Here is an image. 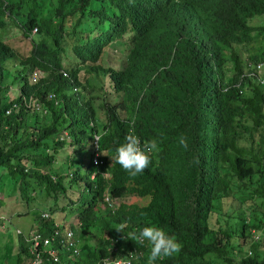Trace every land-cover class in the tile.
Listing matches in <instances>:
<instances>
[{
	"label": "trees",
	"instance_id": "16d2710c",
	"mask_svg": "<svg viewBox=\"0 0 264 264\" xmlns=\"http://www.w3.org/2000/svg\"><path fill=\"white\" fill-rule=\"evenodd\" d=\"M43 1L0 0V208L27 201V177L43 184L51 202L28 232L68 225L56 214L69 210L82 234L79 255L60 250L56 264L129 253L147 264V242L123 235L151 226L183 245L156 264H264V84L248 64L264 58V25H252L264 0H50L42 12ZM115 44L128 48L121 64L101 66ZM34 72L43 74L31 81ZM100 75L108 89L97 95L89 77ZM129 132L160 147L135 178L111 164ZM15 243L16 263L28 264L20 234Z\"/></svg>",
	"mask_w": 264,
	"mask_h": 264
},
{
	"label": "rangeland",
	"instance_id": "374dc122",
	"mask_svg": "<svg viewBox=\"0 0 264 264\" xmlns=\"http://www.w3.org/2000/svg\"><path fill=\"white\" fill-rule=\"evenodd\" d=\"M50 0H44L41 4V11L45 12L46 10L50 9V4H48ZM252 24V23H251ZM252 25H264V16L258 17L255 20H253ZM114 46V47H113ZM111 47H113L112 50L106 51L102 58L100 59V65L105 67L108 63L117 66V64H121V60H123V57L126 53V50L128 48L121 46L119 44H115ZM26 47L23 46L20 50L21 52L24 51ZM239 50L241 51L242 57H245L247 50H243L242 46H238ZM124 49V50H122ZM12 78L11 71L5 72V82H9ZM90 78V82L93 84V88L95 89V93L97 95H100L99 85L105 84V88L107 87V79L103 76L95 77L94 79ZM103 82V83H102ZM14 87L11 86L10 89L12 90ZM14 92V91H13ZM67 154L72 155V149H66L62 151L60 155L56 157V160L54 162V165L57 166L60 164L61 161L66 160ZM79 157V156H78ZM81 157V155H80ZM76 158V157H75ZM2 175V174H0ZM1 177V176H0ZM4 180V178H3ZM1 181V179H0ZM26 181L28 183L27 188H23V196L28 195L27 201L21 200L13 202V198H3V202L0 208V214H6V212L9 210L10 212H13L9 215L8 219L4 222L5 230L2 234V237L0 236V264H17L16 263V252H17V245L15 243L14 237H15V229L18 228L21 231L28 232L27 230L34 225V222L37 223V216L40 214V212L44 209L47 210V205L50 204L51 199L46 198L43 191V184L35 180L34 178H26ZM1 187V183H0ZM4 188L7 189V185H4ZM4 190V189H3ZM7 192L4 190L3 195H6ZM22 196V197H23ZM24 198V197H23ZM26 199V198H25ZM130 202L142 205L146 203L147 199L145 198H139V197H133L128 199ZM11 201L12 203L6 202ZM19 212V213H17ZM72 213L69 212V210H65L63 212H59L56 214V218H58L60 221H63L64 223L68 225H72L74 223L73 217L71 216ZM52 216L55 217V212L52 213ZM11 218V219H10ZM79 238H81L82 234H79L77 232ZM94 235V233H91ZM261 235L264 240V234L261 231ZM86 238L87 237H84ZM81 242V241H80ZM245 246L243 247V249ZM247 248V247H246ZM264 248V244L260 249ZM241 249L242 254H246L245 250ZM239 253V255H241ZM21 262H25V258L21 256Z\"/></svg>",
	"mask_w": 264,
	"mask_h": 264
},
{
	"label": "clouds",
	"instance_id": "9594fccd",
	"mask_svg": "<svg viewBox=\"0 0 264 264\" xmlns=\"http://www.w3.org/2000/svg\"><path fill=\"white\" fill-rule=\"evenodd\" d=\"M32 32V38L37 44H39L43 37L35 35V33L38 32V28H33ZM49 43H51L50 40ZM263 60L264 58L255 63L247 62L248 64L253 65L251 69L255 72V64ZM260 73L264 75L262 71ZM255 75L258 74L255 73ZM260 83L264 84V80H261ZM104 134L106 135L107 133ZM100 138V136H96L94 140L98 141ZM178 143L186 150L189 147L188 138L184 135L179 137ZM159 151V142L155 138L144 140L142 142L140 137L129 132L125 135L124 142L115 147L114 155L111 157V164L119 165L131 178H135L148 168L152 163V156L158 154ZM191 163L199 165V157L195 156ZM125 227V224H118L115 231L123 234ZM123 237L140 245H144L145 242H147L150 246L147 264H156L157 261H162L165 258L178 255L183 247L175 237L167 235L161 228L155 226L143 227L138 231L129 232L126 237L124 235ZM132 256L133 253H129L127 257L118 256L113 260L105 258L102 259L101 264H132V260L128 258Z\"/></svg>",
	"mask_w": 264,
	"mask_h": 264
},
{
	"label": "built area",
	"instance_id": "2783aa9c",
	"mask_svg": "<svg viewBox=\"0 0 264 264\" xmlns=\"http://www.w3.org/2000/svg\"><path fill=\"white\" fill-rule=\"evenodd\" d=\"M31 33H33L31 31ZM264 66V60L255 64V71L258 74L256 76L258 83L261 80H264V75L261 74L260 69ZM43 74L42 72H34L31 75V81H34L36 77ZM63 75H66L65 72H62ZM261 84V83H260ZM263 85V84H262ZM47 98H52L51 94L47 95ZM24 99V98H23ZM27 105H38L36 100H33L31 96L25 99ZM11 108L5 111V114H8ZM98 136L93 135L92 140V163L95 165L101 163L98 160V141H95L94 138ZM106 173L103 172V176ZM93 174H91V178ZM105 200L107 198L105 197ZM43 216H46L44 213ZM1 219V218H0ZM4 220V219H3ZM0 228H4V222H0ZM15 233L20 234L22 237L23 245L26 246V251L28 253V264H56L59 261L58 252L60 250L68 251L73 256L79 255V236H75V229L69 225H63L61 223H54V229L49 232V234L38 233L35 230L29 232H22L19 229H15ZM78 235V234H77Z\"/></svg>",
	"mask_w": 264,
	"mask_h": 264
},
{
	"label": "crops",
	"instance_id": "0c3cea01",
	"mask_svg": "<svg viewBox=\"0 0 264 264\" xmlns=\"http://www.w3.org/2000/svg\"><path fill=\"white\" fill-rule=\"evenodd\" d=\"M11 213H13V212H11ZM11 213H10V214H11ZM5 219H8V217L5 218ZM10 219H11V218H10ZM3 229H5V227H4ZM28 230H30V228H29ZM28 230H27V231H28ZM23 232H24V231H23ZM0 236H2V235L0 234ZM13 241H15V237H14V240H13Z\"/></svg>",
	"mask_w": 264,
	"mask_h": 264
}]
</instances>
